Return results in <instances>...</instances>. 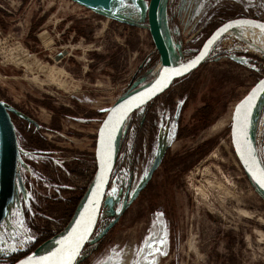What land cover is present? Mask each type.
Segmentation results:
<instances>
[{
	"label": "rangeland",
	"instance_id": "rangeland-1",
	"mask_svg": "<svg viewBox=\"0 0 264 264\" xmlns=\"http://www.w3.org/2000/svg\"><path fill=\"white\" fill-rule=\"evenodd\" d=\"M148 4L0 0V101L17 144L0 264L49 250L71 227L93 180L100 121L159 73ZM161 14L180 64L225 20H264V0H163ZM263 75L264 33L240 27L129 116L96 229L76 264H264V192L231 142L234 106ZM253 136L264 163V94Z\"/></svg>",
	"mask_w": 264,
	"mask_h": 264
},
{
	"label": "water",
	"instance_id": "water-1",
	"mask_svg": "<svg viewBox=\"0 0 264 264\" xmlns=\"http://www.w3.org/2000/svg\"><path fill=\"white\" fill-rule=\"evenodd\" d=\"M75 1L99 8H121L118 5L121 0ZM162 3L163 0H149L147 10L149 31L160 58L159 73L147 86L116 101L100 121L96 130L95 172L90 188L71 227L61 236L50 240L56 245L63 242L62 247L50 261L42 263L38 259L52 252L56 245L40 254L31 252L12 264H29V261L32 264H62L64 261H67V264H76L96 229L113 169L117 137L124 122L135 111L144 108L168 90L175 80L196 70L207 59L215 43L225 33L240 27L262 30L258 25H264V20L248 16L225 20L206 38L199 51L192 58L178 64L174 60L172 50L163 31ZM229 25L231 26L224 31L225 27ZM43 33L47 35L46 31ZM263 94L264 75L251 86L234 106L231 142L240 165L257 187L264 192V184L261 183V179L264 177V163L256 150L252 122L257 104ZM16 165L17 144L14 126L5 106L0 101V219L13 195ZM73 250L75 254L72 255L71 260H68L67 257Z\"/></svg>",
	"mask_w": 264,
	"mask_h": 264
},
{
	"label": "bare ground",
	"instance_id": "bare-ground-1",
	"mask_svg": "<svg viewBox=\"0 0 264 264\" xmlns=\"http://www.w3.org/2000/svg\"><path fill=\"white\" fill-rule=\"evenodd\" d=\"M241 28H245V27H241ZM238 29H239V28H238ZM249 29L251 30V29H255V28L249 27ZM257 30H258L259 32H261V33H264V31H262V30H259V29H257ZM252 122H253V121H252ZM253 137H254V136H253ZM62 245H63V242L58 243V244L56 245L55 249H54L52 252L47 253L46 255L42 256V257L39 258L38 260H39L40 262H42V263L47 262V261H50V260L55 256V254L59 251V249L62 247Z\"/></svg>",
	"mask_w": 264,
	"mask_h": 264
},
{
	"label": "snow or ice",
	"instance_id": "snow-or-ice-1",
	"mask_svg": "<svg viewBox=\"0 0 264 264\" xmlns=\"http://www.w3.org/2000/svg\"><path fill=\"white\" fill-rule=\"evenodd\" d=\"M230 26H231V25L226 26L225 29H224V31H226V30H227V27H230ZM258 27H260L262 30H264V25H258ZM192 66H194V65H192ZM185 70H187V69H185ZM261 183L264 184V177H262V179H261ZM74 254H75V253H74V250H73V251L68 255L67 259H68V260H71L72 255H74ZM29 264H32V262L29 261ZM62 264H67V261L62 262Z\"/></svg>",
	"mask_w": 264,
	"mask_h": 264
},
{
	"label": "trees",
	"instance_id": "trees-1",
	"mask_svg": "<svg viewBox=\"0 0 264 264\" xmlns=\"http://www.w3.org/2000/svg\"><path fill=\"white\" fill-rule=\"evenodd\" d=\"M174 56V55H173ZM174 60L176 61V58H175V56H174ZM207 109H209V107H207Z\"/></svg>",
	"mask_w": 264,
	"mask_h": 264
}]
</instances>
